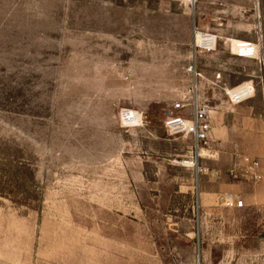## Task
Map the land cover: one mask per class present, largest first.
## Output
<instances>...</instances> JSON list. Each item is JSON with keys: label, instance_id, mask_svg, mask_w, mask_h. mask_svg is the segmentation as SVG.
I'll return each instance as SVG.
<instances>
[{"label": "rangeland", "instance_id": "rangeland-1", "mask_svg": "<svg viewBox=\"0 0 264 264\" xmlns=\"http://www.w3.org/2000/svg\"><path fill=\"white\" fill-rule=\"evenodd\" d=\"M194 65L217 152L198 180L164 128ZM235 144L264 169V0H0V264H264V181L227 178Z\"/></svg>", "mask_w": 264, "mask_h": 264}, {"label": "built area", "instance_id": "built-area-1", "mask_svg": "<svg viewBox=\"0 0 264 264\" xmlns=\"http://www.w3.org/2000/svg\"><path fill=\"white\" fill-rule=\"evenodd\" d=\"M213 36V35H212ZM208 45L203 46L206 50H213L216 46V37L213 36L207 41ZM232 52L235 56L243 59H254L259 56L260 47L254 42H239L236 47L239 52L235 51L234 44H231ZM188 72L192 73L195 79V88L193 89V96L190 101L176 103L172 110L168 112L166 120L164 121V128L170 135H182L183 137H190L192 145L190 149V156L183 166L193 168L196 172V178L199 179L203 174L201 167V160L204 158H214L217 155L216 150L212 145V115L209 107L200 102L196 90V82L201 74L197 71L196 66H190ZM190 91V92H191ZM229 101L233 104H240L252 98L255 94L254 85L251 83H244L240 86L230 89H224ZM189 100V99H188ZM181 113L175 115V113ZM119 120L121 127L128 130L134 128H141L144 126L145 120L143 113L138 112L132 108H122L119 112ZM236 163L232 169L226 173L230 180L237 179L239 172L238 167H241V176L247 181L257 184L263 181L264 174L261 171V161L259 158H253L239 153L238 145L234 146ZM221 171H217L220 175ZM220 200L228 207L235 209H242L245 207L243 199L239 195L227 192L221 195ZM195 264H201L200 261Z\"/></svg>", "mask_w": 264, "mask_h": 264}, {"label": "bare ground", "instance_id": "bare-ground-1", "mask_svg": "<svg viewBox=\"0 0 264 264\" xmlns=\"http://www.w3.org/2000/svg\"><path fill=\"white\" fill-rule=\"evenodd\" d=\"M200 33L196 32V37L199 35ZM200 40L202 43L204 44H201L202 46H205V45H208L207 41L208 39H211L213 36L211 34H204V35H201L200 34ZM239 42H245V41H239V40H233V44H234V47H235V51L236 52H239V49L236 47V45L239 43ZM197 90V88H196Z\"/></svg>", "mask_w": 264, "mask_h": 264}, {"label": "crops", "instance_id": "crops-1", "mask_svg": "<svg viewBox=\"0 0 264 264\" xmlns=\"http://www.w3.org/2000/svg\"><path fill=\"white\" fill-rule=\"evenodd\" d=\"M250 60V59H249ZM249 83H251L252 84V82L250 81ZM231 86H233V85H230V87L228 88V86H227V88H225V89H230V88H232ZM252 99V98H251ZM251 99H249V100H251ZM248 101V100H247ZM211 114H212V111H211ZM212 118H213V115H212ZM213 127V126H212ZM261 171L264 173V169H262L261 168ZM263 181H264V178H263ZM263 181H261V182H263ZM174 264H185V263H180V262H176V263H174ZM187 264H190V263H187Z\"/></svg>", "mask_w": 264, "mask_h": 264}]
</instances>
